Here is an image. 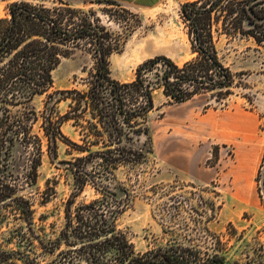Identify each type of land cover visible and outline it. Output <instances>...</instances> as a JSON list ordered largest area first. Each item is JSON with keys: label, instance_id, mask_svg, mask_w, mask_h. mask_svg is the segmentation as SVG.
<instances>
[{"label": "trees", "instance_id": "trees-1", "mask_svg": "<svg viewBox=\"0 0 264 264\" xmlns=\"http://www.w3.org/2000/svg\"><path fill=\"white\" fill-rule=\"evenodd\" d=\"M8 8L9 16L0 19V264H201L197 255L174 246L136 252L120 225L135 188L121 182L118 172L142 168L154 153L148 116L156 90L175 104L206 94L222 103L233 94L236 76L221 61L217 38L263 45L264 0L184 4L181 15L195 57L183 65L166 56L150 59L131 82L111 75L110 58L123 44H112L106 29L97 32L81 11L30 0H15ZM78 52L93 62L85 88L54 91V71ZM42 96L38 110L35 101ZM63 101L65 113L59 110ZM66 123L78 141L64 135ZM60 143L69 147L70 158L59 164L72 193L62 218L52 220L50 212L38 215L31 193L40 207L51 202L56 186L48 180L40 191L39 169L46 152L52 161L59 158ZM87 189L91 198L77 203ZM208 207L215 219L220 206L211 201ZM203 264L225 262L214 255Z\"/></svg>", "mask_w": 264, "mask_h": 264}, {"label": "rangeland", "instance_id": "rangeland-1", "mask_svg": "<svg viewBox=\"0 0 264 264\" xmlns=\"http://www.w3.org/2000/svg\"><path fill=\"white\" fill-rule=\"evenodd\" d=\"M14 1L0 0V19L9 16ZM30 1L47 7L68 4L89 17L97 32L105 28L112 44H123L122 52L110 58L111 75L120 82L133 81L137 68L158 56L178 65L195 57L181 15L182 6L191 3L187 0H166L153 9L113 0ZM216 45L221 61L236 76L233 94L222 103L206 94L175 104L161 90L154 92L155 108L148 116L154 153L142 168L118 172L119 180L133 186L136 194L120 225L138 253L174 246L197 255L201 264L214 255L225 264H264V44L222 35ZM92 66L91 58L80 52L62 59L53 73V90H83ZM45 99H36L38 110ZM67 104H59L61 113ZM62 131L79 140L71 123ZM68 149L60 143L55 161L47 152L43 156L38 186L43 191L53 181L51 202L40 207L31 193L38 215L50 212L52 220L62 218L72 193L59 164L70 158ZM90 198L87 189L77 203ZM211 201L220 206L215 219Z\"/></svg>", "mask_w": 264, "mask_h": 264}, {"label": "crops", "instance_id": "crops-1", "mask_svg": "<svg viewBox=\"0 0 264 264\" xmlns=\"http://www.w3.org/2000/svg\"><path fill=\"white\" fill-rule=\"evenodd\" d=\"M125 4H133L141 8L153 9L160 6L166 0H113ZM197 0H187L186 2H194Z\"/></svg>", "mask_w": 264, "mask_h": 264}]
</instances>
